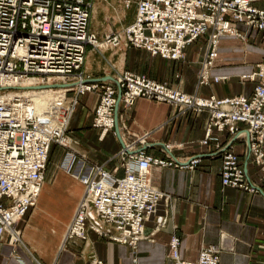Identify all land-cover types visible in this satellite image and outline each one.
I'll list each match as a JSON object with an SVG mask.
<instances>
[{"label": "built area", "instance_id": "obj_1", "mask_svg": "<svg viewBox=\"0 0 264 264\" xmlns=\"http://www.w3.org/2000/svg\"><path fill=\"white\" fill-rule=\"evenodd\" d=\"M258 2L264 0H138L134 22L122 32L107 35L102 46L119 48L126 44L153 56L181 61L190 44L208 35L199 85L220 83L227 77L211 75L220 39L227 35L246 38L251 31L264 34V7L257 6ZM91 16L92 4L88 0H0V244L6 238L11 244L21 241L20 224L36 207L53 147H71L66 129L79 97L88 93L99 92L92 125L101 131V136L116 135L120 102L131 107L145 98L184 111H207L209 122L203 145L218 143L214 130L228 132L232 141L244 140L264 178L263 63L241 77L255 83L250 97L201 98L130 71L117 73L111 80L96 81L84 72L88 47L102 48L90 32ZM45 90L62 91L66 96L62 106L63 114L68 116L63 121L64 131L42 127L39 117L31 111L34 102L26 94H45ZM138 143L137 148L136 143L125 145L118 155L122 176L103 165L78 161L75 173L83 180L85 193L65 241H86L91 230L110 242L136 249L140 241L148 238L146 222L156 215L162 201L167 205L171 198L154 187L151 168L194 169L200 163L199 157L188 163L154 157L143 149L146 137ZM211 156L222 159L220 177L224 188L251 193L261 190L249 179L232 144L218 143ZM166 223V215L158 217L153 235ZM180 246L181 239L173 235L169 251L174 264H221L220 252L214 247H203L197 261H187L180 255ZM91 264L107 263L93 256Z\"/></svg>", "mask_w": 264, "mask_h": 264}, {"label": "crops", "instance_id": "obj_2", "mask_svg": "<svg viewBox=\"0 0 264 264\" xmlns=\"http://www.w3.org/2000/svg\"><path fill=\"white\" fill-rule=\"evenodd\" d=\"M88 1L92 4L90 32L101 40L115 32L111 30L106 34L105 17L113 14L123 25L121 19L127 13L124 4L131 7L134 2L137 11L138 0ZM127 1H131V4L127 5ZM257 6L264 7V3L258 2ZM135 17L136 12L131 24ZM239 29L246 31L243 26H239ZM207 40L208 35H205L190 44L186 48L185 59L181 61L163 59L144 49L130 47L135 55L144 53L149 64L146 71L130 70L159 82H167L185 94L201 98L250 97L255 83L243 81L241 77L253 73L258 64H264V34L251 31L246 38L232 35L222 37L211 75L227 79L200 86L199 75L207 53ZM133 54L128 55L126 51L110 47L96 50L89 46L85 75L96 81L111 80L117 73L129 70V59L130 62H137ZM99 99V92L79 97L70 120L69 130L73 132V135L70 134L71 147L85 162L103 165L122 176L124 170L119 153L125 145L136 143L137 148L140 145L138 141L146 137L143 149L148 154L173 158L179 163H188L199 157V165L194 169H182L181 166L151 168L150 177L154 187L171 195V198L167 205L162 201L156 215L146 222L148 238L140 241L136 249L110 242L91 230L86 241H65L67 232L55 243L45 240L40 230L49 233L55 230L56 224H66L73 215L78 199H83L84 195L81 197V194L85 187L83 180H79V185L75 182L78 176H73L74 185L71 182L70 185L66 184L62 177L56 184L47 186L46 179L37 207L20 224L22 229L29 218L21 241L11 244L6 238L0 244V264H91L93 256L107 264H174L169 251L173 235L181 239L180 255L187 261H197L201 249L211 246L220 252L221 264H264V178L253 156L248 154L247 143L244 140L232 141L228 132L213 131L219 145L232 144L249 179L261 188L257 193L222 186V159L211 156L218 143H202L209 122L207 111H184L180 107L145 98L138 99L131 107H125L120 102L116 109V135L108 133L102 139L101 131L92 125ZM56 149L58 147L54 146L51 155ZM81 167L80 163L78 172ZM164 215L167 216L165 227L153 235L158 217Z\"/></svg>", "mask_w": 264, "mask_h": 264}, {"label": "rangeland", "instance_id": "obj_3", "mask_svg": "<svg viewBox=\"0 0 264 264\" xmlns=\"http://www.w3.org/2000/svg\"><path fill=\"white\" fill-rule=\"evenodd\" d=\"M133 3L131 5V7H127L126 4H124V7H125L127 13L121 19L123 21V25H121L118 22V20H119L118 17H116L113 14L104 18L103 21L105 23V26L107 27L106 28L107 29L106 34L109 33L111 30L115 31V32H119V30L123 31L127 26H129L131 24V22L134 19L135 12H136V4H133ZM117 26H118V30L116 29ZM101 39H99V40L102 41ZM114 49L126 51V53L128 55L133 54L135 52L134 50H131L129 46H126V44H123L121 47L114 48ZM133 55H135V54H133ZM135 57L137 59V62H130V59H129V62L127 64V68H129V70H125V71L132 72L130 70V68L135 70V71H146L149 68V64H148L147 60H145L146 55L144 53L139 52L138 54L135 55ZM125 71H122V72H125ZM55 105H57V103H53L50 101L47 103V106L49 108H52V106L55 107ZM64 120L65 119H60L56 122L55 121L49 122L48 124L50 126L48 125V127H51L53 129V131H55V132L56 131L61 132ZM70 122H69L67 129H66V134L68 135L69 138H71L70 134L73 135V132L71 130H69L70 125H71ZM65 128H63L62 130L64 131ZM81 131H83V130H81ZM105 138H106V136H104L102 139H105ZM59 148H61V149H59ZM71 160L73 161L72 163H71ZM79 160H82V159L79 158V155L76 153L75 149H73V146L69 147L68 149L63 148V147H58V149H56V151H54L53 154L51 155V158L49 161V165H48V172H49L48 176L49 177L47 178L48 179L47 180V186H52V185L56 184L62 177H63L62 180H64L66 184L68 183L70 185V182H71V183H73L72 185H74L75 183L73 181V176L77 177V175L75 173V171H76L75 169H77V167L79 165V162H78ZM76 180L77 181H75V182H77V184H78L80 178H78ZM84 192H85V187H83L81 197L84 195ZM59 200L62 201V199H59ZM80 200H81V198L78 199L77 204L75 205L74 212H75V210H77ZM37 205H38V202L36 204V207H37ZM74 212H73V215H74ZM73 215L71 216V218H69V220L67 221L66 224L62 223V225H60V226L57 224L55 225V227L53 226L55 228V230L53 232L47 233V232H42L40 230V232H41L40 234L43 237H46L45 240H49V241L51 240L52 243H55L54 241L56 239L61 238L68 231V228L71 224V220H72ZM28 220H29V218L27 219L26 223L22 227V229H21L22 232H24L25 226L27 225Z\"/></svg>", "mask_w": 264, "mask_h": 264}, {"label": "bare ground", "instance_id": "obj_4", "mask_svg": "<svg viewBox=\"0 0 264 264\" xmlns=\"http://www.w3.org/2000/svg\"><path fill=\"white\" fill-rule=\"evenodd\" d=\"M97 45L98 46H102V41H100L98 39ZM105 48H107V47L102 46V48H98L96 50H101V49H105ZM44 93L45 94H38V93L31 94V93H27L26 96L27 97L32 96V100L34 102V105H33V108H32L31 111H34L36 116L39 117V121H40L41 126L44 127V128H47L48 125H49L48 124L49 122H52V121L56 122V121H58L60 119H66L68 116L63 114L65 111L63 110L62 106L65 103L66 96H65V94L62 91L51 92L50 90H45ZM49 101L53 102V103H57V105H55V107L52 106V108H49L47 106V103ZM107 134L108 133H105L102 136L103 137L107 136ZM39 198H40V196H39ZM39 198H38V200H39Z\"/></svg>", "mask_w": 264, "mask_h": 264}]
</instances>
